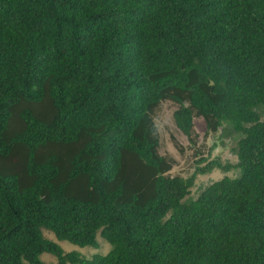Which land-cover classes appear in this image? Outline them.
I'll return each mask as SVG.
<instances>
[{
    "label": "trees",
    "instance_id": "1",
    "mask_svg": "<svg viewBox=\"0 0 264 264\" xmlns=\"http://www.w3.org/2000/svg\"><path fill=\"white\" fill-rule=\"evenodd\" d=\"M166 101L191 148L194 118L234 135L235 163L170 176L153 122ZM213 170L235 176L192 199ZM42 230L110 249L85 259ZM41 254L264 264V0H0V264Z\"/></svg>",
    "mask_w": 264,
    "mask_h": 264
},
{
    "label": "rangeland",
    "instance_id": "2",
    "mask_svg": "<svg viewBox=\"0 0 264 264\" xmlns=\"http://www.w3.org/2000/svg\"><path fill=\"white\" fill-rule=\"evenodd\" d=\"M175 109V105L166 101L161 103L153 114V122L158 131V154L172 161L170 176L189 177L193 174L199 158H205L206 162L218 159L221 164L235 163V157L230 151L235 146L234 135L229 134L218 138L217 135L205 134L203 121L200 118H194L192 129L196 145L191 148L186 138L174 127L171 115ZM223 176L232 178L235 172L224 174L213 170L209 174L197 175L190 189V197L195 198L199 190ZM42 236L55 242L64 253L77 252L85 259H90L93 255H105L110 249V246L98 236L95 237L97 242L95 248H80L64 241H57L51 233L44 230H42ZM39 258L44 264H56L55 258L48 254H41Z\"/></svg>",
    "mask_w": 264,
    "mask_h": 264
}]
</instances>
